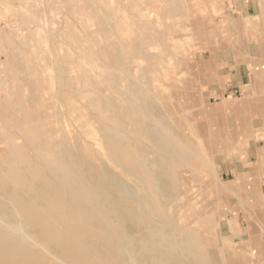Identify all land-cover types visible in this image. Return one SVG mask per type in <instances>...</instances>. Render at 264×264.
Listing matches in <instances>:
<instances>
[{
	"label": "rangeland",
	"instance_id": "rangeland-1",
	"mask_svg": "<svg viewBox=\"0 0 264 264\" xmlns=\"http://www.w3.org/2000/svg\"><path fill=\"white\" fill-rule=\"evenodd\" d=\"M44 66L53 70L60 101L51 112L61 127L63 144L52 149L58 158L78 165L120 205L104 177L139 188L113 163L133 154L152 163L142 115L161 119L173 139L197 151L193 175L177 169L168 178L157 167L156 188L140 192H149L175 227L199 233L203 262L184 264H264V0H0L1 168L11 166L13 144L42 165L41 145L27 143L7 123L13 117L21 124L27 113H5L4 101L17 90L24 105L40 110L32 91L43 90ZM186 187L192 188V214L182 219L187 210L177 203ZM0 197L5 217L8 198ZM157 221V229L142 233L125 220L138 264H149L137 248L140 238L163 230Z\"/></svg>",
	"mask_w": 264,
	"mask_h": 264
},
{
	"label": "bare ground",
	"instance_id": "bare-ground-1",
	"mask_svg": "<svg viewBox=\"0 0 264 264\" xmlns=\"http://www.w3.org/2000/svg\"><path fill=\"white\" fill-rule=\"evenodd\" d=\"M50 70L47 66L42 69L43 90L32 91L40 100V110L36 113L23 104L21 91H10L4 101L5 113H27V118L21 124H17V119L13 117L7 123L16 126L27 143L41 145L37 159L42 165H34L28 155H23V149L13 144L9 151L11 166L8 169L0 167V193L7 196L10 207L9 212L6 209L5 217L0 216V264H138L132 252L137 241L126 233L125 220L140 232L151 233L157 229V219L165 225L163 230L158 228L160 231H156L154 237L148 238L147 235V238H140L137 249L141 260L149 264H184L187 259L203 262L205 249L199 233L186 227H175L170 215L161 216V211L149 194L156 188L153 169L157 167L168 178L177 169L183 175H193L190 169L198 156L195 148L173 139L171 133L164 129L161 119L142 115L148 124L149 153L153 161L151 163L146 154H133L129 160L114 161L113 164L136 180L139 187H133L124 180L114 181L104 177L119 195L121 206L118 205L105 197L100 184L93 185L87 181L78 165L66 163L52 152L63 142L59 141L61 127L55 124L58 117L51 113L60 101L55 94V79ZM28 73L29 80L39 87L40 82L33 68H29ZM49 100L53 101L52 107L48 105ZM40 112L43 113L41 118L38 115ZM158 147L168 153L172 161L161 157L157 153ZM140 188L149 192L142 194ZM191 191L192 188L186 187L177 203L180 209L187 210L182 219L192 214L189 207L193 198ZM252 197L256 199V196ZM168 229H174L179 236L170 235ZM248 232L254 235L255 230L250 226ZM250 240L252 246L257 247L255 238L251 237Z\"/></svg>",
	"mask_w": 264,
	"mask_h": 264
}]
</instances>
